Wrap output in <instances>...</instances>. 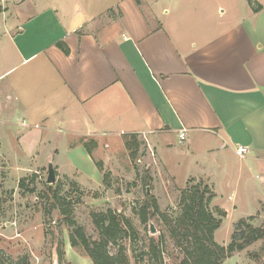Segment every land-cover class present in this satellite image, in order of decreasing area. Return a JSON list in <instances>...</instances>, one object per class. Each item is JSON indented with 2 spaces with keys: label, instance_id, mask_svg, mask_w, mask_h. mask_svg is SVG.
I'll return each mask as SVG.
<instances>
[{
  "label": "crops",
  "instance_id": "0c3cea01",
  "mask_svg": "<svg viewBox=\"0 0 264 264\" xmlns=\"http://www.w3.org/2000/svg\"><path fill=\"white\" fill-rule=\"evenodd\" d=\"M256 1L259 11L232 4L213 23L210 0H0V152L13 141L27 161L62 169L51 149L58 134L71 150L95 140L103 155L95 148L82 158L97 153L104 163L125 134L143 136L154 160L173 136L186 148L187 179L207 182L213 204L242 194L264 210V0Z\"/></svg>",
  "mask_w": 264,
  "mask_h": 264
},
{
  "label": "rangeland",
  "instance_id": "374dc122",
  "mask_svg": "<svg viewBox=\"0 0 264 264\" xmlns=\"http://www.w3.org/2000/svg\"><path fill=\"white\" fill-rule=\"evenodd\" d=\"M246 2L247 0H210L212 8L210 21L216 23L225 20L231 15L232 4L235 9H238L245 7L248 4ZM56 137V144L51 149L58 150L59 156L55 158V161H60L63 167L60 169L51 162L55 168L54 183L61 184L62 194H67V202L75 204L73 217L77 224L84 227L89 237L96 239L98 235L92 224L90 211L111 208L123 213L133 222L138 231V238L135 242L129 239L122 241L126 247L129 262L130 264H147L146 257L140 253L146 248L145 245L150 236L154 238L158 236L161 225L154 218L150 219L147 224H141L138 217L133 214L132 208H136L145 200L147 192L156 197L161 211L168 207H176L179 190L185 186L187 181L188 163L184 158L186 149L184 143L178 144L173 136L168 138L169 142L168 140L160 142L156 146L157 156L154 160V155L143 136L137 137L138 144L133 151L135 154L133 158H131L130 151L125 148L123 138L121 144L118 142L119 139H116L106 149L109 153H113L105 157V163L97 157V153L94 155L93 160L101 161L103 164L102 170L99 171L94 161L92 162L90 158L85 161L82 158L86 152L83 145L71 150L58 138L60 134ZM113 140L114 138L111 141ZM170 142L173 144L169 145ZM4 144L5 153L8 155L0 152V249L13 259L24 254L28 255L31 264H92L82 248L70 246V229L63 222L59 210L53 209L48 215L45 213V207L51 202L43 194L46 192L45 180L49 162L27 161V157L18 153L17 144L13 141L7 140ZM96 149H99L98 154L102 156L104 148ZM75 166L80 167V172L77 174L73 173ZM103 172L110 173V188L108 189L102 183ZM22 178L25 179V185L20 188L18 183ZM258 178L259 174H256V181H259ZM73 182L77 183L81 193L70 189ZM31 189L32 192H30ZM93 194L98 196L94 197ZM78 196L81 202L77 204L75 201ZM228 198L232 199L224 194L222 198L219 196L216 202L218 205H224L225 209L216 203L213 204L212 201V206H217L226 213L214 235L215 241L224 246L229 243L233 225L239 218L252 214L255 215L254 224L264 222V210L255 213L251 204L245 199V195L234 196L233 198L238 200L241 198V200L233 204L228 201ZM232 205H236V208ZM150 226L155 230L154 233H151ZM59 241L63 245L64 258L62 261L58 260L56 254ZM111 250L114 249L111 248ZM251 253L258 254L259 258H253ZM177 258L176 251L168 242L166 263L177 264ZM263 260L264 243L258 240L246 249L233 253L222 264H263Z\"/></svg>",
  "mask_w": 264,
  "mask_h": 264
},
{
  "label": "trees",
  "instance_id": "16d2710c",
  "mask_svg": "<svg viewBox=\"0 0 264 264\" xmlns=\"http://www.w3.org/2000/svg\"><path fill=\"white\" fill-rule=\"evenodd\" d=\"M253 11L262 9V5L256 0H247ZM57 46L66 54L68 47L63 42ZM137 134L123 135L124 146L130 151L131 158L134 149L137 148ZM82 145L91 156L96 148L95 140H84ZM92 157V156H91ZM94 161V160H93ZM94 164L102 170V162L94 161ZM109 172H103L102 183L106 189L110 188ZM33 179V177H32ZM25 179H20L18 186L23 188ZM70 189L81 193L76 182ZM47 196L51 202L45 207L48 215L53 209L59 210L63 222L70 229L69 243L71 247L82 248L92 264H130L126 247L122 241L129 239L135 242L138 231L133 222L123 213L107 208L102 211H90L92 224L98 237H89L83 226L77 224L73 217L74 203L67 202V194H62V186L59 183L45 184ZM33 190L31 189L30 192ZM118 192V190H116ZM97 197V194H93ZM215 193L212 187L202 179L190 177L185 186L179 190L176 207H168L161 211L155 196L148 194L136 208H132L133 214L138 217L141 224H147L154 218L161 225L158 236H150L141 255L146 257L147 264H167L165 261L166 245L171 243L177 254V264H222L223 261L235 252L242 251L258 240L264 243V222L256 225L253 223L255 215L239 218L233 225V231L229 243L224 246L215 241V232L220 227L225 211L217 206H212ZM81 198L75 203H80ZM62 242L56 247L59 261L64 258ZM111 248L114 250L112 251ZM253 258H259L258 254L251 253ZM0 264H31L28 255L13 259L0 249ZM264 264V260H263Z\"/></svg>",
  "mask_w": 264,
  "mask_h": 264
},
{
  "label": "water",
  "instance_id": "95a60500",
  "mask_svg": "<svg viewBox=\"0 0 264 264\" xmlns=\"http://www.w3.org/2000/svg\"><path fill=\"white\" fill-rule=\"evenodd\" d=\"M55 168L53 167L52 163H48V172H47V177H46V183L48 184H53L55 182ZM150 231L151 233H154L155 230L150 226Z\"/></svg>",
  "mask_w": 264,
  "mask_h": 264
},
{
  "label": "built area",
  "instance_id": "2783aa9c",
  "mask_svg": "<svg viewBox=\"0 0 264 264\" xmlns=\"http://www.w3.org/2000/svg\"><path fill=\"white\" fill-rule=\"evenodd\" d=\"M179 138H180L181 141L184 139V132H183V131H181V132L179 133ZM247 152H248V148L245 147V146H238V147L236 148V153H237V155L240 156V157L245 156Z\"/></svg>",
  "mask_w": 264,
  "mask_h": 264
}]
</instances>
